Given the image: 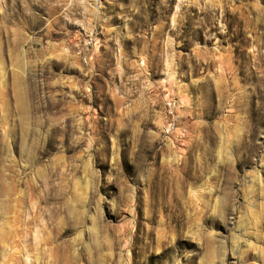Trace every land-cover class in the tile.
I'll return each mask as SVG.
<instances>
[{
	"label": "rangeland",
	"instance_id": "374dc122",
	"mask_svg": "<svg viewBox=\"0 0 264 264\" xmlns=\"http://www.w3.org/2000/svg\"><path fill=\"white\" fill-rule=\"evenodd\" d=\"M0 264H264V0H0Z\"/></svg>",
	"mask_w": 264,
	"mask_h": 264
}]
</instances>
